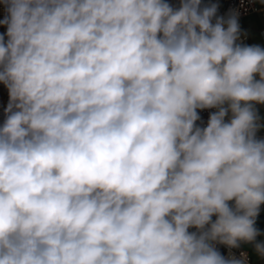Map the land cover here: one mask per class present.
Listing matches in <instances>:
<instances>
[{"label":"clouds","instance_id":"clouds-1","mask_svg":"<svg viewBox=\"0 0 264 264\" xmlns=\"http://www.w3.org/2000/svg\"><path fill=\"white\" fill-rule=\"evenodd\" d=\"M0 3V264L264 258V47L242 42L238 10Z\"/></svg>","mask_w":264,"mask_h":264},{"label":"built area","instance_id":"built-area-1","mask_svg":"<svg viewBox=\"0 0 264 264\" xmlns=\"http://www.w3.org/2000/svg\"><path fill=\"white\" fill-rule=\"evenodd\" d=\"M168 3H170L174 7H178L180 4V0H167ZM211 4H218V16H224L225 18L230 14L231 11L233 10H238L239 11V19L249 15L252 12H257L262 10L258 3L257 0H202V6L205 5H211ZM245 37L242 36V42H244ZM4 97L6 98L7 105L9 102V96H8V90H5ZM7 107V106H6ZM215 109H206V110H201L199 111L200 115V120L197 121L198 126H206L209 115L214 112ZM5 119L0 118V126L3 125ZM259 138H264V130H261L258 133ZM232 203V202H230ZM264 207V205H261V209ZM215 217H213V220ZM190 231H196V229H190ZM217 249L221 252L222 255L225 257H228L229 255H234L235 257L239 258L241 252H246L248 256V264H264V258L254 261L251 255V252L241 245L240 248L238 249H228L224 245H217Z\"/></svg>","mask_w":264,"mask_h":264},{"label":"crops","instance_id":"crops-1","mask_svg":"<svg viewBox=\"0 0 264 264\" xmlns=\"http://www.w3.org/2000/svg\"><path fill=\"white\" fill-rule=\"evenodd\" d=\"M258 5L263 8L260 11L252 12L247 16L239 19V24L242 33H246V37L243 43L248 45H260L264 47V3L261 0H257ZM260 115L264 117V105H257ZM256 227L262 233L257 237L258 242H264V207L260 210L259 216L257 217ZM246 247L252 255L254 261L262 259L259 257L252 245L242 244Z\"/></svg>","mask_w":264,"mask_h":264},{"label":"bare ground","instance_id":"bare-ground-1","mask_svg":"<svg viewBox=\"0 0 264 264\" xmlns=\"http://www.w3.org/2000/svg\"><path fill=\"white\" fill-rule=\"evenodd\" d=\"M6 15V11H5V8L3 6L2 3H0V20H3L4 17ZM2 34H5L6 31H7V28L5 25H2ZM5 39H7V37L5 36ZM7 88L2 84L0 83V118L2 119H5V109H6V106H7V101H6V98L4 97V93H5V90Z\"/></svg>","mask_w":264,"mask_h":264},{"label":"rangeland","instance_id":"rangeland-1","mask_svg":"<svg viewBox=\"0 0 264 264\" xmlns=\"http://www.w3.org/2000/svg\"><path fill=\"white\" fill-rule=\"evenodd\" d=\"M0 34H2V26H1V24H0Z\"/></svg>","mask_w":264,"mask_h":264}]
</instances>
